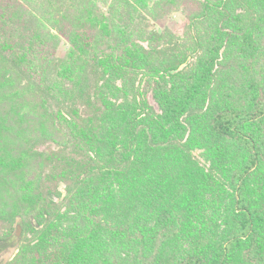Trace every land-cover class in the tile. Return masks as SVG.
Returning a JSON list of instances; mask_svg holds the SVG:
<instances>
[{
	"label": "trees",
	"instance_id": "16d2710c",
	"mask_svg": "<svg viewBox=\"0 0 264 264\" xmlns=\"http://www.w3.org/2000/svg\"><path fill=\"white\" fill-rule=\"evenodd\" d=\"M81 4L82 0H0V146L6 157L13 154L11 163H3L4 169L28 162L23 161L28 150L36 158L35 162L40 163L43 155L32 153L29 148L40 138L49 136L61 143L60 153H64L67 163L71 164V161L80 172L74 185H64L67 193L64 211L48 199L49 210L40 212L34 219L37 222L35 243L31 247L22 245L20 264H173L171 261L174 264H230L237 248L244 242L254 245L264 233V201H253L248 189L251 175L264 163V138L258 134L259 125L264 123V93L251 110L222 109L208 115L205 137L212 140L210 145L225 144L240 157L228 168H221L219 176L218 169L212 164L206 174H202L207 183L222 176L228 181L229 230L224 245L217 249H200L198 253V250L188 252L177 261L173 259L172 248L169 252L166 248L164 253L160 252V247L154 248L158 234L156 228L153 231L148 227L151 203L147 199V179L143 177L149 178L147 171L152 167L153 188L157 195L154 205L161 215L164 206L171 207L172 201L165 199L162 203L164 197L159 193L165 186L160 180L161 165L172 145H163L169 142L168 135L162 133L157 121H152L141 98L143 84L150 83L149 92L154 101L162 107V100L171 98L172 105L168 109L174 113L177 92L174 88L166 90L164 84L153 81L152 70L149 73L138 71L131 77L129 59L119 60L113 45H107L98 32L89 42L95 47L91 59L87 60L80 45L76 46L70 40L66 54L57 57L58 37L68 38L73 31H81L79 22L86 16V7ZM77 16H80L78 20ZM47 24H54L56 35L46 28ZM87 29L86 26L83 32ZM144 54L148 51L144 50ZM186 60L166 67L160 75L183 71ZM130 62L134 63L135 59ZM105 67L110 69L109 73ZM119 71L124 96L114 100V105L104 110L100 118V97L107 88L104 85H109ZM99 75L100 81L94 79ZM110 92L114 96L120 90ZM126 95L129 96L124 98ZM82 102L86 103L85 116L92 115L91 130H96L87 132L86 145L78 142L77 133L72 134L69 127L76 121L74 105H84ZM95 106L98 108L91 113V107ZM98 120L103 121L101 126L97 125ZM204 150L208 151L207 148ZM174 159L167 161L172 163ZM178 160H181L182 168L184 163H189L186 157ZM205 161L209 162L208 159ZM227 162L228 158L222 156L221 164ZM173 177L168 174L166 182L172 183ZM188 185L180 187L185 188L182 192L187 191ZM167 188L173 189V185ZM178 196H174V200ZM185 198L186 210L193 214V204L188 201V196ZM105 200V203L113 200L121 215L104 224L103 217L94 209L99 210ZM92 202L96 204L92 205ZM75 218L80 225L73 232L70 222ZM171 218H180V214H172ZM17 225L22 230V222ZM176 235H179L178 231L170 237L163 234L165 245L174 244ZM151 239L154 240L152 244ZM9 242V239L1 241L0 252ZM251 252V259L258 263L263 261L264 250L260 247ZM30 255H33L32 259H29Z\"/></svg>",
	"mask_w": 264,
	"mask_h": 264
},
{
	"label": "rangeland",
	"instance_id": "374dc122",
	"mask_svg": "<svg viewBox=\"0 0 264 264\" xmlns=\"http://www.w3.org/2000/svg\"><path fill=\"white\" fill-rule=\"evenodd\" d=\"M81 6L86 7V16L79 22L81 31H73L74 34L68 38L58 37L57 57L66 54L70 40L76 46L80 45L87 60L91 59L95 55V47L89 42L98 32L97 35L103 36L107 45H113L119 60L129 59V71L133 72L131 77L138 71L149 73L152 70L153 81L164 84L166 90L174 88L177 92L174 113L168 109L172 105L171 98L162 100V107L154 101L149 92L150 83L143 84L141 92L152 121H157L162 133L168 135L169 142L163 145H172L161 165L164 171L160 180L165 186L159 190L164 197L162 203L165 199L172 201L171 207L164 206L161 215L154 205L157 195L153 188L152 179L155 177L152 167L147 171L150 179L143 177L147 179V199L151 203V212L147 215L148 227L153 231L156 228L158 234L154 248L160 247L161 253L166 248L167 252L172 248L175 252L173 259L178 261L188 252L198 250V253L200 249L205 251L206 248L217 249L219 245H224L229 230L227 221L231 219L228 181L222 176L207 183L203 181L202 174L212 164L214 169H218L219 176L221 168H228L240 157L225 144L210 145L212 140L205 137L206 120L209 114L222 109L251 110L264 93V0H82ZM79 17L75 18L78 20ZM53 25L47 24L46 28L55 34ZM86 26L89 30L83 32ZM85 42L89 45H84ZM144 50L148 51L147 55ZM130 59H135V62L131 63ZM183 60L187 62L183 71L169 76L160 75L166 67L176 66ZM105 71L109 73L110 69L105 67ZM90 73L93 75V70ZM94 79L100 81V75ZM121 79L119 71L111 84L104 85L107 88L100 97V118L104 110L114 105V100L124 96ZM109 89L120 92L113 96ZM200 102L203 104L200 105ZM82 103L84 105H74L77 109L76 121L69 127L72 134L77 133L78 142L86 145L89 138L87 132L96 130H91L92 115L88 113L85 116L86 103ZM97 108L91 107L90 112ZM104 120L107 121L106 117ZM97 122L101 126L103 121ZM259 129L258 134L264 138V123L259 125ZM29 149L32 153L43 155L40 163L35 162L36 158L28 150L26 160H23L28 162L5 170L3 163H11L13 154L6 157L0 146V243L7 239L10 241L8 247L0 252V264L21 263L22 245L31 247L35 243L37 222L34 219L40 212L49 210L50 202L47 200L63 212L67 195L64 185H74L79 179L80 172L71 161L68 160L74 166L67 163L64 153H60L61 143L57 139L49 136L40 138ZM222 156L228 158L226 165L221 164ZM172 157H175L172 163L167 161ZM179 157H186L189 162L184 163L183 168ZM168 174L174 175L172 183L166 182ZM187 181L190 183L187 184V191L182 192L185 188L182 190L180 187H186ZM168 185H173V189H168ZM248 187L253 201H264V163L251 175ZM188 192L193 194L192 197ZM176 195L179 196L174 200ZM185 196L193 204V214L186 210ZM104 203L94 211L103 217L105 224L112 222L121 212L113 200ZM95 204L92 202V205ZM172 214H180V218L174 220ZM19 221L23 228L16 235ZM70 225L74 232L80 222L75 218ZM176 231L179 235L174 236V244L166 246L162 235L170 237ZM153 241L151 239V244ZM258 247L264 250V233L254 245L244 242L237 248L230 264H264V258L261 263L251 259V250ZM32 258L33 255H30L29 259ZM29 259L26 258L27 262ZM171 263L174 264L173 261Z\"/></svg>",
	"mask_w": 264,
	"mask_h": 264
},
{
	"label": "water",
	"instance_id": "95a60500",
	"mask_svg": "<svg viewBox=\"0 0 264 264\" xmlns=\"http://www.w3.org/2000/svg\"><path fill=\"white\" fill-rule=\"evenodd\" d=\"M19 231H20V227H19V226H17V232H16V235H18V234H19Z\"/></svg>",
	"mask_w": 264,
	"mask_h": 264
}]
</instances>
